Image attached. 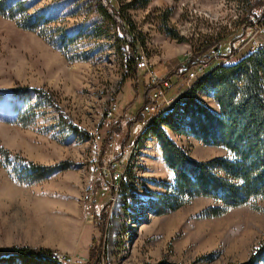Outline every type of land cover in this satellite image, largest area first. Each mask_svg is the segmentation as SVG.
Returning <instances> with one entry per match:
<instances>
[{
    "label": "rangeland",
    "instance_id": "obj_1",
    "mask_svg": "<svg viewBox=\"0 0 264 264\" xmlns=\"http://www.w3.org/2000/svg\"><path fill=\"white\" fill-rule=\"evenodd\" d=\"M23 1L29 12L49 16L51 26L85 37L69 46L70 55L82 60L69 62L37 32L19 29L0 17V89L32 88L46 95L38 116L25 128L13 122L1 102L0 149L46 166L60 161L70 165L48 180L21 185L0 161V248L43 247L69 257L64 264H85L94 237L100 264H155L162 259L177 264L245 262L264 242V201L232 207L210 219L198 216L214 204L207 197H196L170 214L155 216L145 209L146 198L163 191L161 183L170 182L173 175L157 141L141 136V123L130 128L129 120L142 105L141 83L147 84L149 71L138 69L135 78H127L118 30L102 15L98 1ZM101 1L106 5V0ZM110 1L117 7L115 0ZM129 1L117 0L121 6ZM252 3L256 13L264 11V0H151L146 7L116 10L129 21L126 38L141 37L136 55L149 62L154 77H161L176 71L203 44L218 40L220 51L214 57L213 48L202 60L207 72L221 58L231 62L249 52L252 44L262 43L264 27L256 29L264 25V19L237 38ZM119 17L115 15L120 22ZM166 17L182 41L165 31ZM231 44L240 47L231 51ZM171 78L174 84L165 93L167 98L187 87L183 75ZM199 98L212 107L209 97ZM175 139L196 160L227 153L223 147L206 146L192 137ZM123 141L125 149H121ZM120 153L113 172L106 170L105 178L100 177V162L108 164ZM99 177L101 188L93 191ZM101 208L105 212L102 231L92 216ZM74 243L76 251L69 252ZM204 256L211 259L201 260Z\"/></svg>",
    "mask_w": 264,
    "mask_h": 264
},
{
    "label": "trees",
    "instance_id": "obj_2",
    "mask_svg": "<svg viewBox=\"0 0 264 264\" xmlns=\"http://www.w3.org/2000/svg\"><path fill=\"white\" fill-rule=\"evenodd\" d=\"M97 1L102 15L118 30L116 32L120 38L119 49L125 54L126 76L135 78L138 70L136 45L139 44L141 37L131 35L129 39L126 38L124 30L129 25V21L116 8L126 10L146 7L151 0H130L122 6L115 0L117 7L110 0H106V5L101 0ZM251 5L248 10L249 17L243 22L245 27L237 38L243 37V33L248 30L247 27H252L264 19V11L256 13L254 3ZM28 10L29 6L23 0L20 2L0 0V17L13 21L19 29L37 32L41 37L46 38L50 45L58 48L69 62L82 60L77 55H70L69 46L78 39H83L85 35L82 37L75 32H68L61 26H51L52 19L43 11ZM115 15L120 16V22L116 20ZM163 23L168 35L178 41L183 40L175 29L167 25V17ZM47 30H50V33H47ZM233 47L231 44V51L240 46ZM213 48L219 51L218 40L195 48L178 65L176 69L178 73L171 70L158 77V86H161L166 93L169 87H165L163 83L168 82L170 87L173 86L171 77L174 74L177 77L183 75L187 78L188 72L203 59L206 60L207 52ZM208 60L211 61L212 58ZM229 60L214 65L205 76L194 82L192 87L180 89L179 101L166 109L160 106L163 99L151 98L155 86L141 83L142 105L129 120L130 128L141 123L144 129L141 136H151L157 141L163 162L173 175V180L161 183L163 191H157L145 200V209L155 216L170 214L196 197H207L214 201V204L206 206L198 213L199 217L209 219L223 216L232 207L255 204L257 200L264 201V44L254 47L242 57L231 62ZM200 95L209 97L216 104L217 109L205 105L201 101L202 98H199ZM42 101L45 103L46 95L36 89H0V104L1 102L6 104L2 110H8L14 119L13 122L23 128L32 124L38 116L43 108ZM146 105L150 106L149 112H144ZM118 130L120 131V128H117ZM176 136L192 137L206 146L223 147L227 153L207 161L196 160L189 156L186 148L179 146L175 141ZM107 140L101 147L100 155L104 154ZM125 142H122L121 149H125ZM121 158L120 153L108 164L100 162L102 169L100 177H104L106 170L112 173L114 162ZM0 161L21 185H34L70 168L67 161L46 166L12 155L3 149H0ZM100 177L96 179L93 191L101 188ZM118 183L121 185L122 180L119 179ZM91 204H94L93 200ZM102 208L100 211L94 210L92 214L95 227L101 231L102 221L105 219ZM254 208L259 209L256 205ZM53 253L43 247L0 248V264H62L51 259ZM248 257L245 262L238 264H264V242H260ZM209 258L204 256L201 260ZM69 260L70 258L65 256L63 263ZM100 263L99 251L94 247V237H92L85 264ZM155 264L177 263L162 259Z\"/></svg>",
    "mask_w": 264,
    "mask_h": 264
},
{
    "label": "built area",
    "instance_id": "obj_3",
    "mask_svg": "<svg viewBox=\"0 0 264 264\" xmlns=\"http://www.w3.org/2000/svg\"><path fill=\"white\" fill-rule=\"evenodd\" d=\"M264 27L263 26H260L259 28H257L256 30L260 29L262 30V28ZM262 43H257L255 45L252 44V49L254 47H260L264 44V39L261 41ZM212 56L214 57H219L220 56V52L219 51H214L212 53ZM222 60L219 61L218 63H225L227 62V57H223L221 58ZM136 65H137V68L138 69H141V70H147L149 71L148 75H149V80L147 82L148 85H154L155 88L153 89L152 91V94H151V98H156V97H160L161 99H163L162 101V105L161 107H165V109L169 106H171L173 103H175L176 101H179L180 99V96L181 94H178L176 95L175 97L173 98H167L166 95H165V92L163 90V88H161V86H158V77H154V75L152 74V71L150 70V64L149 62L144 58V57H140L137 55V62H136ZM205 63H201V64H198L196 65L192 70L191 72H189V75L188 77L186 78V89L192 87L193 83L196 82L198 79H200L202 76H205L206 72H204L205 70ZM163 85L165 87H170L169 83L168 82H165L163 83ZM164 87V88H165ZM151 109H150V106L149 105H146L144 106V112H149ZM109 116L112 115L111 111L108 113ZM95 139L96 141L100 139L99 135H96L95 136ZM52 260L56 261V262H60L62 264H64V259H65V255H63V253H59V252H54L52 254Z\"/></svg>",
    "mask_w": 264,
    "mask_h": 264
},
{
    "label": "crops",
    "instance_id": "obj_4",
    "mask_svg": "<svg viewBox=\"0 0 264 264\" xmlns=\"http://www.w3.org/2000/svg\"><path fill=\"white\" fill-rule=\"evenodd\" d=\"M179 94H180V92H179ZM175 97V96H174ZM171 98H173V97H171ZM212 109H217V107H216V104L213 102V105H212V107H211ZM177 137V136H176ZM76 251V248H75V243H74V246L73 247H71V249L69 250V252H72V253H74Z\"/></svg>",
    "mask_w": 264,
    "mask_h": 264
}]
</instances>
